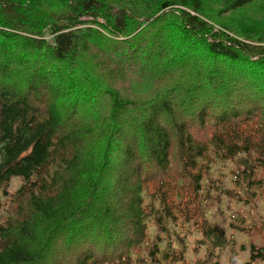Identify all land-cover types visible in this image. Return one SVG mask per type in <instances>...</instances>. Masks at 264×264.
Masks as SVG:
<instances>
[{"label": "trees", "instance_id": "obj_1", "mask_svg": "<svg viewBox=\"0 0 264 264\" xmlns=\"http://www.w3.org/2000/svg\"><path fill=\"white\" fill-rule=\"evenodd\" d=\"M256 1L0 0V264H183L185 231L222 253L210 175L264 186V35L221 20Z\"/></svg>", "mask_w": 264, "mask_h": 264}, {"label": "rangeland", "instance_id": "obj_2", "mask_svg": "<svg viewBox=\"0 0 264 264\" xmlns=\"http://www.w3.org/2000/svg\"><path fill=\"white\" fill-rule=\"evenodd\" d=\"M201 2L203 10L215 13L219 9L217 6L209 5L208 0H201ZM27 7L28 3L25 5L24 9L20 11L23 13ZM61 8L62 7L55 2L53 5L44 8L40 15L41 17H46L47 13L53 15ZM221 20L231 25L233 28L242 29L245 26H253L264 35V0H258L249 6L228 13L224 15ZM102 52L104 55L107 54L104 51ZM96 70L99 71L100 68ZM127 77H129L128 81H141V75H137L136 73H128ZM165 85L166 84L161 79L153 83L155 89ZM117 86L120 87L121 84L118 82ZM235 172V164L230 163L225 167H218L217 172L210 175V178L213 180L218 177L219 184L223 183L227 187L224 190H220L219 188H216L217 190L212 189V195L206 201L208 206L205 209L206 220L210 225L221 230L226 238L230 236L232 241L228 242L222 253H218L214 248H207L199 241L201 237L199 231L190 233L185 231V235L181 238V241L176 239L174 242L169 243V246H178L179 248L184 245L186 249V259L183 264H194L195 260L199 258H201L205 264H218L213 257L215 254H219V264H243L245 261L249 260L251 246L263 244L264 238L255 230H257L262 219H264V186L257 187L248 185L245 182H241L237 185L231 182L232 178L235 177ZM202 183L204 187L207 183V179L204 178ZM19 185V180H11L6 191V194L9 195L0 199V212L3 214L2 222L6 221V216L9 218L12 217L11 193H13ZM102 187L111 195L110 187L107 183H103L101 188ZM113 202L114 200L110 196L106 195L104 191H101L97 195L94 203H92L91 213L95 215L99 213L105 205H111ZM26 209L25 212L27 211ZM240 227L247 228L241 230L242 228ZM178 235L181 236L182 233ZM209 249L211 253H209ZM202 261L199 260V263H203ZM255 264H264V260H258Z\"/></svg>", "mask_w": 264, "mask_h": 264}, {"label": "bare ground", "instance_id": "obj_3", "mask_svg": "<svg viewBox=\"0 0 264 264\" xmlns=\"http://www.w3.org/2000/svg\"><path fill=\"white\" fill-rule=\"evenodd\" d=\"M64 75V74H63ZM63 77V76H62ZM63 82V81H62ZM62 84H64V83H62ZM63 86V85H62ZM84 98V97H83ZM82 101V100H81ZM171 112V111H170ZM172 113V112H171ZM155 114V113H154ZM177 114V113H176ZM157 118V117H156ZM145 123V122H144Z\"/></svg>", "mask_w": 264, "mask_h": 264}]
</instances>
